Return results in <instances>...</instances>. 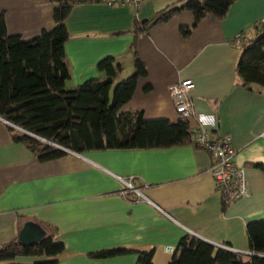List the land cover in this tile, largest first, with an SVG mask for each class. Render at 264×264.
I'll use <instances>...</instances> for the list:
<instances>
[{"label":"crops","instance_id":"crops-1","mask_svg":"<svg viewBox=\"0 0 264 264\" xmlns=\"http://www.w3.org/2000/svg\"><path fill=\"white\" fill-rule=\"evenodd\" d=\"M177 0H142L137 9L92 0L73 6L64 24L63 52L69 67L66 88L103 77L99 59L119 64L113 83L133 71L132 22L144 20ZM7 34L30 39L54 25L49 0H0ZM264 17V0H234L220 20L205 18L186 37L185 9L150 25L135 41L145 74L137 78L119 112L139 110L143 119L175 120L167 87L189 78L195 118L206 128L228 132L233 162L241 167L247 193L223 204L207 169L208 153L192 143L167 148H125L66 153L39 162L11 139L0 119V244L17 236V220L47 223L63 245L57 264H133L137 250L153 251V264L169 259L183 235L249 252L245 223L264 217V177L253 163H264V88L244 89L235 65L239 51L230 43L237 32L252 37ZM264 50V47H263ZM190 129L194 118L187 121ZM133 176L146 200L132 201L112 175ZM36 224V223H35ZM123 247L131 251L95 259L88 252ZM170 247L171 252H165ZM17 258L16 262H31Z\"/></svg>","mask_w":264,"mask_h":264},{"label":"trees","instance_id":"trees-1","mask_svg":"<svg viewBox=\"0 0 264 264\" xmlns=\"http://www.w3.org/2000/svg\"><path fill=\"white\" fill-rule=\"evenodd\" d=\"M54 25L36 36L21 40L7 34L0 13V117L11 139L21 142L39 162L64 155L65 149L82 153L88 150L125 148H167L191 143L192 130L187 122L166 118L143 119L139 110L119 112L133 91L138 77L145 74L135 49V41L147 27L165 21L185 9L192 14L190 26H180L181 36L189 35L201 20L222 19L234 0H177L165 5L144 20L133 19L130 48L133 71L113 83L119 64L110 56L99 59L96 68L103 77L88 78L66 88L69 67L63 52L68 39L64 20L70 9L84 0H49ZM254 35L241 41L235 65L237 81L247 90L264 88V17L252 26ZM264 177V163H253ZM31 221V220H30ZM29 219L17 220V232ZM41 235L21 245L18 236L0 244V264H57L63 250L56 241L57 230L47 223L33 222ZM247 255L218 247L192 235H183L165 264H264V217L245 223ZM123 247L94 250L95 259L125 254ZM134 264H153V251L137 250ZM33 257L31 262H16Z\"/></svg>","mask_w":264,"mask_h":264},{"label":"built area","instance_id":"built-area-1","mask_svg":"<svg viewBox=\"0 0 264 264\" xmlns=\"http://www.w3.org/2000/svg\"><path fill=\"white\" fill-rule=\"evenodd\" d=\"M93 2L102 3L105 5H126L133 9H137L142 0H92ZM244 32H237L231 39L230 43L233 47L239 48L241 41L244 39ZM193 83L189 78H184L170 84L167 87L173 110L176 114V119L188 121L194 118L196 124L192 126L191 143L205 150L210 159L208 173L214 182L215 191L218 193L223 204H229L236 199L244 196L247 193V184L243 169L238 167L233 162L234 148L231 146V136L228 132L218 133L215 130L206 128L201 121L194 116L189 91ZM8 125H11L21 131V128L12 125L8 121L2 119ZM76 155L78 153L65 149ZM121 184L122 189L119 191L121 195H125L126 190H129L133 197L132 201L146 200L139 191V188L132 182L133 176L121 177L112 174ZM218 247L225 248L231 251L234 250L226 244H215ZM165 252H171L170 247H164ZM243 253V252H240ZM244 254V253H243Z\"/></svg>","mask_w":264,"mask_h":264},{"label":"water","instance_id":"water-1","mask_svg":"<svg viewBox=\"0 0 264 264\" xmlns=\"http://www.w3.org/2000/svg\"><path fill=\"white\" fill-rule=\"evenodd\" d=\"M41 235L40 227L33 222H25L22 228L18 231V241L21 245L34 241ZM247 255H258L253 252H243Z\"/></svg>","mask_w":264,"mask_h":264},{"label":"rangeland","instance_id":"rangeland-1","mask_svg":"<svg viewBox=\"0 0 264 264\" xmlns=\"http://www.w3.org/2000/svg\"><path fill=\"white\" fill-rule=\"evenodd\" d=\"M19 258H26V257H19ZM28 258H31L32 260H34L35 258L33 257H28ZM166 263V262H165ZM164 261H160V264H165ZM134 264V263H133Z\"/></svg>","mask_w":264,"mask_h":264}]
</instances>
